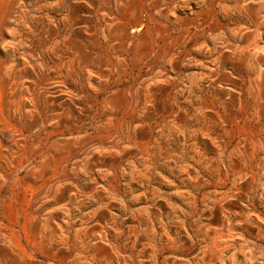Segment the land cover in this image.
I'll use <instances>...</instances> for the list:
<instances>
[{
	"label": "rangeland",
	"instance_id": "1",
	"mask_svg": "<svg viewBox=\"0 0 264 264\" xmlns=\"http://www.w3.org/2000/svg\"><path fill=\"white\" fill-rule=\"evenodd\" d=\"M0 264H264V0H0Z\"/></svg>",
	"mask_w": 264,
	"mask_h": 264
}]
</instances>
